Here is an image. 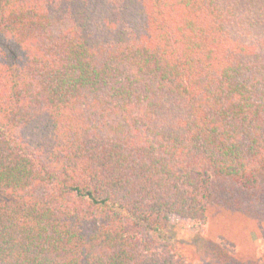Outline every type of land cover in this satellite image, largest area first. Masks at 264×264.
<instances>
[{"label":"trees","instance_id":"obj_1","mask_svg":"<svg viewBox=\"0 0 264 264\" xmlns=\"http://www.w3.org/2000/svg\"><path fill=\"white\" fill-rule=\"evenodd\" d=\"M239 189L264 197V0H0V264H195L170 220Z\"/></svg>","mask_w":264,"mask_h":264},{"label":"rangeland","instance_id":"obj_2","mask_svg":"<svg viewBox=\"0 0 264 264\" xmlns=\"http://www.w3.org/2000/svg\"><path fill=\"white\" fill-rule=\"evenodd\" d=\"M237 196L241 204L233 202ZM221 197L223 208L205 223L172 218L170 235L190 244L195 264H264V197L242 189Z\"/></svg>","mask_w":264,"mask_h":264}]
</instances>
